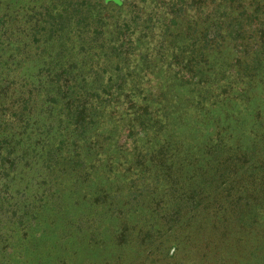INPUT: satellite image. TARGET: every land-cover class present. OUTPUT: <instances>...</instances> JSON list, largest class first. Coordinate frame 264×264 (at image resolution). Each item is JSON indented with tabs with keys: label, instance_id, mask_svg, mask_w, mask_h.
<instances>
[{
	"label": "trees",
	"instance_id": "trees-1",
	"mask_svg": "<svg viewBox=\"0 0 264 264\" xmlns=\"http://www.w3.org/2000/svg\"><path fill=\"white\" fill-rule=\"evenodd\" d=\"M104 2L0 0V245L127 264L163 234L140 264H257L264 0Z\"/></svg>",
	"mask_w": 264,
	"mask_h": 264
},
{
	"label": "rangeland",
	"instance_id": "rangeland-1",
	"mask_svg": "<svg viewBox=\"0 0 264 264\" xmlns=\"http://www.w3.org/2000/svg\"><path fill=\"white\" fill-rule=\"evenodd\" d=\"M126 1H128V0H123L124 3H126ZM254 66L255 67H260L258 72L262 73V75L264 76V68L262 67V65H260L256 61V62H254ZM261 68H263V69L261 70ZM263 76H261V77H263ZM233 84L235 85V88H234L235 92L233 93V96L236 97V99H235L236 101H239V99L237 98L238 97V93L236 92V90H238L239 88H243V85H242V83L240 82L239 79L236 80L235 83H233ZM260 86H261L260 84L255 85L254 88H249V90H250V92L252 90H256L257 91V90L260 89ZM250 94L251 93H249V96H246V97L247 98L251 97ZM255 102H257V101L252 102V104H255ZM249 111H251V109H249ZM261 112H264V111L261 110ZM247 113H246L245 117L246 118H251V117H249V113L248 114ZM253 147L255 149H259L255 145H253ZM255 149H254V153L256 152ZM260 152L263 155L264 154V148H262ZM257 156H259V154H256V156L252 157L251 163H253L255 161ZM248 165H250V163H248ZM166 238H167V235H163V234L154 235L152 241L147 243V245H145V246L142 245L139 248V250L136 252L135 259L133 260L131 258L130 261L127 264H138V263L140 264V262H142L144 260V257L147 255V253L150 250L155 249L157 246H159V243L161 241H164ZM147 246H149V248H146ZM15 247H16V245L13 244L11 240L4 239V242H2L1 245H0V264H26L25 262H23V260H21V259L18 260V254L14 253ZM231 249L232 250H230V252H226V253L223 254V256L226 257L229 260L230 264H250V263H245L244 262L245 261L244 260V256H245L244 253H238L237 250H234L233 248H231ZM173 250H174V248L171 247L170 249H167L165 251V253L163 254L164 258L166 259V262L173 261L175 259V258H172ZM255 256H256L255 258L257 259L256 263L257 264H263L264 257L261 256V254H258V255H255ZM183 257H185V259H188V256H184L183 255ZM239 259L242 260V261H239ZM24 260H25V258H24Z\"/></svg>",
	"mask_w": 264,
	"mask_h": 264
},
{
	"label": "water",
	"instance_id": "water-1",
	"mask_svg": "<svg viewBox=\"0 0 264 264\" xmlns=\"http://www.w3.org/2000/svg\"><path fill=\"white\" fill-rule=\"evenodd\" d=\"M105 2L106 3L112 2V3H114V4L118 5V6L123 5V0H105Z\"/></svg>",
	"mask_w": 264,
	"mask_h": 264
}]
</instances>
